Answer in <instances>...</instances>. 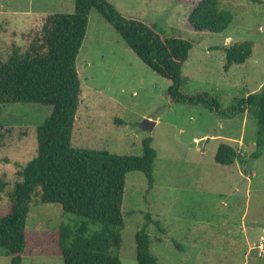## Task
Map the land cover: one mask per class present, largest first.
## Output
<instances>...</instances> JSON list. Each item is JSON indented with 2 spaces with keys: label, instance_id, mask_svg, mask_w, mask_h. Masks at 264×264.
<instances>
[{
  "label": "rangeland",
  "instance_id": "374dc122",
  "mask_svg": "<svg viewBox=\"0 0 264 264\" xmlns=\"http://www.w3.org/2000/svg\"><path fill=\"white\" fill-rule=\"evenodd\" d=\"M123 17L153 24L165 37L193 42L181 71L183 97L207 95L220 111L264 88V0H219L233 15L220 34L186 28L189 6L166 0H105ZM74 0H0V62L16 45H28L27 34L47 15L70 14ZM251 42V57L227 71L225 50ZM81 94L72 145L116 155H142V141L152 138L156 151L154 182L142 173L126 175L122 202L123 229L117 252L121 264L136 263L135 236L145 216L159 222L145 229L157 264H264V151L257 160L220 166L214 162L222 144L241 156L255 150L257 125L250 115L224 119L203 104L171 101L172 82L146 67L114 29L96 12L76 56ZM0 117V214L20 181L16 166L36 157V128L51 108L32 104L2 107ZM79 218L36 195L26 223L28 250L22 264H62L47 233ZM173 241L180 248H176ZM0 264L10 257L0 248Z\"/></svg>",
  "mask_w": 264,
  "mask_h": 264
},
{
  "label": "trees",
  "instance_id": "16d2710c",
  "mask_svg": "<svg viewBox=\"0 0 264 264\" xmlns=\"http://www.w3.org/2000/svg\"><path fill=\"white\" fill-rule=\"evenodd\" d=\"M166 1L189 6L185 25L193 32L220 34L233 20L232 13L223 9L219 0ZM92 11L114 29L146 67L172 82L167 92L171 101L203 104L224 119L247 113L256 122L257 139L250 156H241L231 146L222 144L214 157L216 164L232 166L247 158L257 160L264 151V88L236 100L226 111H220L207 95L183 97L178 92L181 71L193 42L165 37L153 24L125 18L105 0H74L73 13L47 15L39 29L27 34L26 49L19 50L15 45L7 60L0 62V117L2 107L10 104L51 108L50 115L36 128V157L25 166L16 165L20 169V181L15 183L0 214V248L10 257V264H22L30 249L43 255L36 249V240L26 235L34 195L42 204L55 205L62 213L79 218L47 233L62 264H121L117 252L121 247L126 175L142 173L148 188L154 182L152 169L157 154L150 137L142 141L141 156L116 155L72 145L81 94L76 56ZM252 51L251 42L227 48L224 69L244 64ZM150 224L160 234H166L159 222L145 216L144 227L135 236L137 264H157L145 231ZM173 244L180 248L177 242Z\"/></svg>",
  "mask_w": 264,
  "mask_h": 264
}]
</instances>
